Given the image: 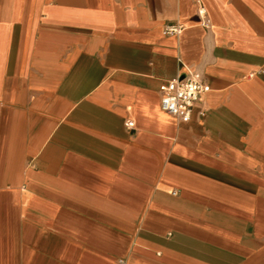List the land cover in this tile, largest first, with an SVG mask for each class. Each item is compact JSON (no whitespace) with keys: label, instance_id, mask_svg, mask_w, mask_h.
Instances as JSON below:
<instances>
[{"label":"crops","instance_id":"1","mask_svg":"<svg viewBox=\"0 0 264 264\" xmlns=\"http://www.w3.org/2000/svg\"><path fill=\"white\" fill-rule=\"evenodd\" d=\"M198 1L0 0V264H264V0Z\"/></svg>","mask_w":264,"mask_h":264},{"label":"built area","instance_id":"2","mask_svg":"<svg viewBox=\"0 0 264 264\" xmlns=\"http://www.w3.org/2000/svg\"><path fill=\"white\" fill-rule=\"evenodd\" d=\"M197 13L200 18V24L210 27V20L206 15L205 8L198 0ZM184 26L182 24H170L163 27L165 35H179ZM209 90V86L203 81L199 72L190 71L184 77H176L170 80H163L159 84V106L166 114L175 118L179 123L188 122L191 118V111L197 102L201 101L204 94ZM204 114V109L200 111V115ZM126 127L133 126V122L127 120ZM175 195L176 191H172Z\"/></svg>","mask_w":264,"mask_h":264}]
</instances>
